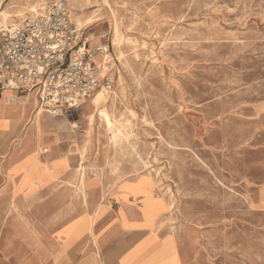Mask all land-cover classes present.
<instances>
[{
  "label": "rangeland",
  "instance_id": "rangeland-1",
  "mask_svg": "<svg viewBox=\"0 0 264 264\" xmlns=\"http://www.w3.org/2000/svg\"><path fill=\"white\" fill-rule=\"evenodd\" d=\"M69 10L82 41L110 44L113 90L85 100L93 119L69 125L97 134L75 144L78 160L105 164L76 171L75 184L14 194L4 152L0 264H38L31 240L52 241L102 203L89 199L91 179L144 171L169 194L165 222L191 264H264V0H69ZM39 165L36 154L25 160L21 187L56 176ZM69 188L75 200L64 199Z\"/></svg>",
  "mask_w": 264,
  "mask_h": 264
},
{
  "label": "crops",
  "instance_id": "crops-1",
  "mask_svg": "<svg viewBox=\"0 0 264 264\" xmlns=\"http://www.w3.org/2000/svg\"><path fill=\"white\" fill-rule=\"evenodd\" d=\"M53 1L28 0L24 12L17 13L13 8L8 21L3 22L0 18V27L21 24ZM13 2L0 0V11L9 8ZM72 25L81 40V30ZM86 38L90 40L88 48L92 49V36ZM40 110L39 98L34 92L27 89L2 90L0 87V170L6 152V168L12 179L10 184L14 185V194L43 192L67 182L75 184L76 171L102 168L105 164L101 161L82 162L75 154V144L82 147L87 138L97 137L96 131L89 128H69V125L81 124L83 117L80 113L86 116L84 102L76 108H65L59 115L41 117V127L37 120ZM61 117L68 124L60 125L56 118ZM42 147L46 151H42ZM71 148L74 149L73 154ZM33 154L40 161L37 174L48 170L54 171L56 176L42 177L41 181L39 175L32 176L34 180L21 187L24 174L21 165ZM41 154L45 155L44 159ZM62 159H66V163H61ZM115 167L130 169L133 164L117 162ZM79 182L84 184L83 176H80ZM2 185L0 171V200ZM162 185L157 173L145 171L121 179L100 176L91 179L87 184L91 195L89 199L102 203H97L89 213H81L61 225L52 241L49 238V241L36 246V241L31 240L28 250L34 252L33 260L38 264H164L177 255L179 264H191L189 258L183 255L178 235L171 232L165 222L172 211V201L165 187L160 188ZM63 194L64 199L75 200L68 195L76 194V190L69 188Z\"/></svg>",
  "mask_w": 264,
  "mask_h": 264
},
{
  "label": "built area",
  "instance_id": "built-area-1",
  "mask_svg": "<svg viewBox=\"0 0 264 264\" xmlns=\"http://www.w3.org/2000/svg\"><path fill=\"white\" fill-rule=\"evenodd\" d=\"M107 35L104 39H107ZM71 23L68 0H54L21 24L0 27V87L27 89L52 115L114 86L108 42L88 48Z\"/></svg>",
  "mask_w": 264,
  "mask_h": 264
},
{
  "label": "bare ground",
  "instance_id": "bare-ground-1",
  "mask_svg": "<svg viewBox=\"0 0 264 264\" xmlns=\"http://www.w3.org/2000/svg\"><path fill=\"white\" fill-rule=\"evenodd\" d=\"M28 0H14L13 3L10 4V7L3 10V11H0V18L3 22H6L10 19V17L12 16V9L13 8H16V12L17 13H22L24 12L26 9H27V2ZM1 4V3H0ZM44 8V7H43ZM77 23H79L77 21ZM97 99L99 100L100 103H102L105 99H106V95L104 93H100V95L97 97ZM85 102V100L83 101ZM91 108H95V106L92 104L91 105ZM88 107H85V115L88 116L89 118L93 119L95 116L93 115H88ZM98 115H100L101 117H103L107 123V125H109L111 123V118H110V115L108 113V110L106 109H101L97 112ZM51 116V113L48 111V110H40L38 113H37V120H38V125L39 127H41V122H40V119H42L41 117H47L49 118ZM74 127H78L76 124H74Z\"/></svg>",
  "mask_w": 264,
  "mask_h": 264
}]
</instances>
